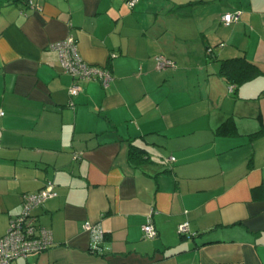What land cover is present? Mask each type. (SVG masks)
Wrapping results in <instances>:
<instances>
[{
    "label": "crops",
    "instance_id": "1",
    "mask_svg": "<svg viewBox=\"0 0 264 264\" xmlns=\"http://www.w3.org/2000/svg\"><path fill=\"white\" fill-rule=\"evenodd\" d=\"M128 1L0 0V236L50 181L35 214L54 244L15 264H264V0ZM69 36L108 89L71 97L50 49ZM237 58L257 68L239 86L220 75Z\"/></svg>",
    "mask_w": 264,
    "mask_h": 264
},
{
    "label": "built area",
    "instance_id": "2",
    "mask_svg": "<svg viewBox=\"0 0 264 264\" xmlns=\"http://www.w3.org/2000/svg\"><path fill=\"white\" fill-rule=\"evenodd\" d=\"M138 1H128L129 7L134 8ZM30 5L33 7L32 1ZM238 20L239 16L234 14H225L222 17V22L227 27L237 23ZM50 49L58 53L63 73L71 76L75 81L70 89L71 97L79 94L81 81H100L105 89L111 86L114 79L112 72L106 67L93 66L85 62L74 36L51 44ZM155 60L160 70L174 66L173 61L164 56H157ZM0 115L3 116L4 113L0 111ZM80 155L76 154L74 159H78ZM172 160L174 161L175 158ZM55 188V184L49 181L40 192L24 196L21 213L11 220L7 233L0 236V264H15L18 259L45 253L53 246V232L40 225L35 211L46 202L58 197ZM84 228L91 235L93 250H98L105 238L101 225L87 222ZM143 230L147 239H155L159 235L156 227L151 223L145 225ZM179 233L182 236L192 235L188 222L180 225Z\"/></svg>",
    "mask_w": 264,
    "mask_h": 264
},
{
    "label": "trees",
    "instance_id": "3",
    "mask_svg": "<svg viewBox=\"0 0 264 264\" xmlns=\"http://www.w3.org/2000/svg\"><path fill=\"white\" fill-rule=\"evenodd\" d=\"M188 6L189 5L183 6V8ZM178 9H175L173 11H178ZM256 74V66L249 63L244 58L231 59L222 62L220 75L224 77L230 84H235L236 86H239L255 77ZM145 154L146 151L144 149H141L136 146L131 147L130 158L133 162L136 161L140 163L147 161L144 158ZM254 194L255 196L259 197L261 195V189H257Z\"/></svg>",
    "mask_w": 264,
    "mask_h": 264
}]
</instances>
